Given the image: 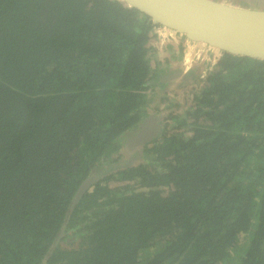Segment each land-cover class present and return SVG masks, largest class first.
<instances>
[{"label": "trees", "instance_id": "trees-1", "mask_svg": "<svg viewBox=\"0 0 264 264\" xmlns=\"http://www.w3.org/2000/svg\"><path fill=\"white\" fill-rule=\"evenodd\" d=\"M159 28L118 0H0V264H264V61L222 54L182 114L150 113Z\"/></svg>", "mask_w": 264, "mask_h": 264}, {"label": "water", "instance_id": "water-1", "mask_svg": "<svg viewBox=\"0 0 264 264\" xmlns=\"http://www.w3.org/2000/svg\"><path fill=\"white\" fill-rule=\"evenodd\" d=\"M118 1L148 16L159 29L181 34L188 46L201 47L203 52L209 48L217 59L230 54L264 61V6L247 8L216 0ZM158 132L156 117L146 118L141 129L126 140V150L133 153L151 142ZM94 178L85 180L73 204Z\"/></svg>", "mask_w": 264, "mask_h": 264}, {"label": "flooded vegetation", "instance_id": "flooded-vegetation-1", "mask_svg": "<svg viewBox=\"0 0 264 264\" xmlns=\"http://www.w3.org/2000/svg\"><path fill=\"white\" fill-rule=\"evenodd\" d=\"M156 36H157L156 42L158 44L157 45L158 49L156 51L152 52V59H153L152 64L155 63V65H156L155 67H157L156 69H158V72L161 75L159 77L160 78L159 83L157 84L158 89H157V96L156 97H158V96H160L162 86L163 87L170 86V84L174 81L173 77H175L176 75H180L181 73H184L183 67L185 66L184 65V59H185L186 55H184L182 53L183 56H181V58H180V54H178L179 57L177 55V57L174 58L173 60L171 57V55H173L172 53H175L176 51H178L180 49L181 46H183L182 41H183L184 37L182 38V36H180V37L179 36H168V37L164 38L163 41H161L162 40L161 37L158 35H156ZM159 45L164 46L163 52L159 49V47H160ZM162 54L166 58H162ZM182 57L184 59H182ZM214 58H215V56L212 55L209 59L205 58V56L203 57V59L202 58L196 59L191 64H189L190 68H188L187 72H189V73L187 75L189 77H192L191 74L194 72L195 75H199V77L201 75H202V77L205 76V79H206V77H209V75L215 71L216 67H213V64H212V63H214ZM187 62L188 61H186V64H187ZM175 66H177V68H175ZM152 67H154V65ZM168 74H170V75H168ZM165 75H167V76L164 77ZM181 83H182V81H181ZM188 84H190V91L192 94L191 100H193L194 97L199 96L200 93H202L203 88L205 86V81L201 77H200V81L196 80V79L194 81H192V80L184 81L182 83L181 88H183L186 93L188 92V87H187ZM177 87H178V85H176V87L174 88L173 91L175 93L182 94L179 87H178V89H177ZM153 96H154V94H153ZM177 105L179 108L181 107L180 104H177ZM151 106H153V103H151ZM151 108L155 109L154 106ZM176 112H178V111H176ZM155 115L156 114H151L150 116L155 117Z\"/></svg>", "mask_w": 264, "mask_h": 264}, {"label": "rangeland", "instance_id": "rangeland-1", "mask_svg": "<svg viewBox=\"0 0 264 264\" xmlns=\"http://www.w3.org/2000/svg\"><path fill=\"white\" fill-rule=\"evenodd\" d=\"M216 1H222L225 3H229L232 5H236V6H241V7H256V8H261L264 6V0H216ZM173 36H177V34H173ZM183 38V37H182ZM192 47H195L194 45H191ZM195 49L197 50L196 52H199L201 50V47H195ZM173 55H171V57H174V55L177 54L176 53H172ZM183 54L186 55V50L183 49ZM204 52L200 51V57L203 59ZM194 56V54H189V61L192 60V57ZM177 67V66H176ZM184 70H186L185 66L183 67ZM170 75V74H168ZM167 75H165L164 77H166ZM163 77V78H164ZM162 80V79H161ZM186 81L184 79H182V83ZM190 81V80H189ZM181 80H174L170 86H165V87H161V92H160V96H157V91L154 94L153 97V106L156 108L155 112L160 113L163 110L166 109H170V106L173 105H177L180 104V108L178 110V112H180L181 114L183 113V109L187 108L189 106V103L191 101L192 98V94L190 91V84H188V92L186 93L185 90L183 88H181L182 86ZM176 85H178L179 89L181 90L182 94H178L175 93L173 90L176 87ZM177 87V89H178ZM150 113H152V108L149 106V110Z\"/></svg>", "mask_w": 264, "mask_h": 264}, {"label": "built area", "instance_id": "built-area-1", "mask_svg": "<svg viewBox=\"0 0 264 264\" xmlns=\"http://www.w3.org/2000/svg\"><path fill=\"white\" fill-rule=\"evenodd\" d=\"M160 30V31H159ZM154 34H156V35H158V36H160L161 37V41H163V39L164 38H166V37H168V36H173V34H170V33H167V32H165V31H163V30H161V29H158ZM183 44H184V50H186V56H185V59H184V65H185V68L186 69H188V68H190V65L189 64H191L193 61H195L196 59H200L201 57H200V53L199 52H196V49H195V47H191V46H188L185 42V38L183 39ZM188 50V51H187ZM189 54H194V56H193V58H192V60L191 61H189ZM215 56L212 52H211V50L209 49V48H207V51H204V56H205V58H207V59H209L211 56ZM220 58V57H219ZM218 58V59H219ZM217 58H214V62L216 63L217 62V60H218ZM186 61H188L187 62V64H186ZM187 66V67H186Z\"/></svg>", "mask_w": 264, "mask_h": 264}, {"label": "bare ground", "instance_id": "bare-ground-1", "mask_svg": "<svg viewBox=\"0 0 264 264\" xmlns=\"http://www.w3.org/2000/svg\"><path fill=\"white\" fill-rule=\"evenodd\" d=\"M193 58V57H192Z\"/></svg>", "mask_w": 264, "mask_h": 264}]
</instances>
